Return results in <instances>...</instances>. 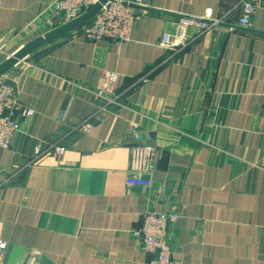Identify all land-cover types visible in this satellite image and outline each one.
Returning <instances> with one entry per match:
<instances>
[{
  "label": "crops",
  "instance_id": "obj_1",
  "mask_svg": "<svg viewBox=\"0 0 264 264\" xmlns=\"http://www.w3.org/2000/svg\"><path fill=\"white\" fill-rule=\"evenodd\" d=\"M54 1L0 0V57L52 30ZM241 2L145 0L129 42L75 32L9 73L36 113L0 148V264H150L131 233L146 212L180 216L176 264H264V0L249 28ZM206 16L224 22L190 29L180 53L160 46ZM109 73L120 100L100 112ZM135 126L156 150L149 188L127 182ZM38 145L65 153L36 159Z\"/></svg>",
  "mask_w": 264,
  "mask_h": 264
},
{
  "label": "built area",
  "instance_id": "obj_2",
  "mask_svg": "<svg viewBox=\"0 0 264 264\" xmlns=\"http://www.w3.org/2000/svg\"><path fill=\"white\" fill-rule=\"evenodd\" d=\"M98 0H55L52 4L53 20L58 23H66L87 11ZM260 0H242L239 7L242 9V17L238 26L249 28L252 18L256 13ZM145 0H114L104 7L102 12L79 31L87 40L109 42L122 45L129 42L135 22L140 18L138 7L144 6ZM224 19H213L210 16L204 18L180 17L174 32L163 36L160 46L180 53L191 43L188 31L196 29L199 36L220 26ZM7 76L0 80V148L11 149L15 140L22 132L21 118H33L35 110L23 108L20 104L15 85ZM119 76L116 73L106 75L105 84L97 91L98 95L106 100V105L100 112H107L113 105H118L120 95L116 91ZM65 117L59 116L63 122ZM82 131L89 132V125L82 126ZM134 138L136 144L130 149L128 184L151 187L153 162L155 159V147L142 143L141 133L135 126ZM53 152L61 157L65 149L60 146H51L44 149L38 145L35 150V158L43 154ZM180 216L176 213L146 212L142 216V225L131 233L139 243L143 253L153 257L150 264H176L174 250L170 242V229L176 224ZM9 252V243L0 237V261H3ZM31 252L29 257L31 258Z\"/></svg>",
  "mask_w": 264,
  "mask_h": 264
},
{
  "label": "water",
  "instance_id": "obj_3",
  "mask_svg": "<svg viewBox=\"0 0 264 264\" xmlns=\"http://www.w3.org/2000/svg\"><path fill=\"white\" fill-rule=\"evenodd\" d=\"M113 1L114 0H98L79 17L45 32L43 35L21 46L15 53L8 55L0 64V80L7 76L19 64L25 62L34 53L89 25L102 12L104 7Z\"/></svg>",
  "mask_w": 264,
  "mask_h": 264
},
{
  "label": "rangeland",
  "instance_id": "obj_4",
  "mask_svg": "<svg viewBox=\"0 0 264 264\" xmlns=\"http://www.w3.org/2000/svg\"><path fill=\"white\" fill-rule=\"evenodd\" d=\"M63 24H65V23H58V22H55L54 25L51 26V27H52L51 29L56 28V27H58V26H60V25H63ZM80 31H81V30H80ZM78 32H79V31H78ZM12 51L15 53V52H16V47L13 48V50H11V52H12ZM13 52H12V53H13ZM0 58H1V59H0V62H2V61H4V60L7 58V55L4 54V55L1 56Z\"/></svg>",
  "mask_w": 264,
  "mask_h": 264
}]
</instances>
